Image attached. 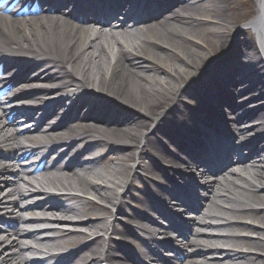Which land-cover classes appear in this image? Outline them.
<instances>
[{"label": "bare ground", "instance_id": "6f19581e", "mask_svg": "<svg viewBox=\"0 0 264 264\" xmlns=\"http://www.w3.org/2000/svg\"><path fill=\"white\" fill-rule=\"evenodd\" d=\"M85 1L93 3L95 0ZM165 1L163 0L164 5ZM177 1L178 6L181 7L180 11L168 12L166 14L168 17L164 20L158 18L145 21L143 22L145 28L141 30L136 22L130 25L127 22L128 19L135 21L134 13L126 14L124 19H120L121 16H114L117 22H110L114 29L110 34H107L106 29H96L95 32L90 25L81 24L79 18L82 16L78 9L82 8L80 5L77 6V10L59 8L56 13L42 12L32 16H19L14 14L20 6L18 3L10 13L0 12V52L9 51L18 54V57L12 62L17 68L26 66L34 68L32 74L23 73L7 78L6 83H10L12 91L16 88L26 89L36 82L41 83L38 86L40 91H46L49 85L62 88L70 83H73L70 90H73L77 85L88 87L93 84L99 91L98 94H92L90 91L85 94L80 91L74 92L68 100L54 103V110L50 109V112L63 111L62 113L70 120H84L80 131L74 125H71L69 129H63L73 121L51 123L48 120V123L44 121L45 125H38L33 128L34 130L24 133L16 129V126L20 124L21 118H18L17 114L21 113V109H18L10 117L11 111L7 107L8 104L4 105L0 100V158L12 157L11 160L14 164L19 165L17 166L19 168L11 167L14 164L10 165V162L0 161V188L2 185H9L7 194H18L16 199H6L5 193L2 194L0 189L2 196L0 205L10 207L12 204H17L19 207L21 199L28 200L33 196L29 193L31 191H23L18 184L22 181L32 184L35 181L40 187L51 184L52 186L79 188L76 190L86 193L92 191L91 193L96 194L107 203L108 207H105L103 211H110L109 207H113V211L116 210V207L120 208L119 212L115 214L116 216L111 218L115 219L112 223L108 218H101L100 215H94L95 217L99 216L96 218L97 220L83 217L102 209L90 206L91 204L85 199L75 197L76 200L72 202L56 204L57 197L47 196L46 201L33 204L36 209L27 210L31 213H37V210L48 211L55 215L54 218L57 221L52 222L54 223L51 225L52 229L50 227L47 231L22 230L24 227L20 222L26 219H30V223H42L49 220L39 216L35 219L25 218L24 213L21 212L24 211L23 209H20L21 211L12 210L11 219L13 220L7 221V223L18 238L12 240L8 246H4L1 237L4 233L0 232L2 233L0 234V264H41L43 262L41 259L34 260L26 257L25 252H30L34 248L30 249L32 245L22 244V240L25 238L35 240L38 246L49 248L60 244L61 239L70 235L81 238L88 234L86 230L94 229V233L98 232L97 234H99V230L105 232V236H101L102 240L100 238L96 243H93V247H91L94 248L93 253L90 256L84 255L81 259L73 257L74 264H95L103 257L108 258L113 264H121L126 261L132 252L129 248L126 249V245L122 241H116L112 237L114 228L120 230V227L124 226L125 230L122 232L127 234L130 228L143 225L150 231L149 240L155 241L153 239L155 237L153 220L150 217V220L145 219L148 216L144 213H141L142 216H140L143 220L135 218L136 209L131 208V204L124 201L126 198H133L134 201H137L140 195L133 196V192H130L129 189L120 194L121 186H123L121 175L128 168L127 165H116L112 168L114 171L112 174L111 170L99 167L100 158L94 157L78 164H69L63 161L54 164L45 163L38 173L35 172L37 167L27 166L24 158H20V154H17L13 147L7 148V146L16 144L15 148H22L21 139L23 137L40 143L46 137L59 138L64 130H68V133H71L70 137L83 138L79 139L82 142L87 141V147L100 142H108L115 146L113 151L116 152V155H125V159L134 160L138 170L145 171H143L146 175L144 180L148 183L153 178L157 191H162L161 188L165 180L159 179L156 172L149 173L147 171L144 167L146 166V157L153 159V154L156 155L154 157L158 163L156 168H162L170 174L169 182L176 181V177L183 173L180 164L182 161L176 151L186 154L192 152V147L186 140L181 139L182 134L191 140H196V145H203L200 140L204 128V120L201 119L203 116L196 111L193 115H189L183 112L185 106H180L182 99L193 94L200 95V97L205 95L207 99L217 95L215 101L207 100L203 110L208 116L217 114L226 123L225 130L228 132L232 131L227 119L214 102H219L222 97L232 100L236 105L232 107L236 109V112L230 114V117L234 118L232 123L245 121L240 125L241 133L245 134L248 144L253 147V149L252 147L248 148L251 149L249 155H253L250 160L257 162L254 179L243 173H238V179L244 185L230 181L221 184L223 186L221 189H219L220 187L216 188V185L217 190L210 186V191L207 190V197L212 203H216L215 205L219 209L227 213H233L235 216L253 214L259 216V222L262 223L251 225L247 222L243 223L244 221L239 218L220 217L222 226L228 228V232L232 233L235 228L247 225L259 231V234L257 237H245L237 234L215 236L208 233L203 235L204 231L195 230L193 242L196 243V240H199L198 236H204L203 240H206L207 243H197V246L202 244L204 250L197 249L189 252L190 257L187 262L188 264H264V163L262 162L264 158L259 154V149L264 150V62L257 52L254 42L249 39L243 43L242 39L234 41L235 37L241 36L245 29L237 26L240 12L235 13L230 10L236 8L232 4H240L242 0L239 3L235 0ZM110 2L115 10L121 12L123 16L126 0H110ZM163 2L161 3L163 4ZM257 3L258 7L254 11V16L247 24L248 27L254 28L258 32L264 50V0H257ZM155 4L158 5V2L155 1ZM238 6L240 5H237V9ZM91 18L101 17L94 15L88 19ZM102 19L105 22L110 20L107 17ZM207 25L217 27L214 32L217 41L207 38L209 33L205 35L203 32ZM128 37L137 39L138 43L130 45ZM115 45L120 48V55L112 60L111 52L113 51L114 54L116 51ZM216 54H221L222 57ZM249 56L251 57L250 61L247 60ZM3 57L8 58L4 54ZM240 58L241 60H239ZM237 61H239L238 64L235 63ZM216 68L218 70L214 72ZM5 69L7 68L5 67ZM235 72L236 75H239L240 83H235L232 80L235 76L231 73L235 74ZM203 76L206 79L202 80ZM215 79L220 82L225 80L234 83L240 96L236 97L222 88H218L216 91L210 90V83ZM249 83L252 84L251 87ZM226 85V83H222L223 87ZM87 94H89V99H83ZM86 109L88 112L84 113L83 110ZM23 116H26L27 119L31 118L29 113H24ZM158 116H162L160 120H158ZM150 117L153 121L158 120L157 124L160 123L154 127L151 134L147 133L151 124ZM110 120L121 122L122 125H114L116 123H111ZM180 123L191 127L190 131L180 128ZM164 126L174 128L176 135L170 134L169 137H163L164 140L159 141L161 146L159 147L153 141V133L160 132ZM232 133L230 134L232 135ZM196 136L198 139H195ZM166 142L168 147L165 145ZM118 144L124 145L126 148ZM2 146L7 148L6 152ZM147 150H151V154L145 152ZM257 153L259 155L255 156ZM199 156L202 157V154ZM7 175L13 177H6ZM107 175L112 178L115 176L119 181L114 178L112 183L115 185L110 186L111 177L104 180L102 185L96 179L108 178ZM200 175L205 176L203 172H200ZM125 180L128 181V177ZM235 187H241L244 190L237 193ZM248 190L253 194H247ZM38 196L46 195L43 193ZM120 199L123 201L116 206ZM23 206L24 204H20V207ZM200 212L202 211L200 210ZM203 216L209 218L212 214L204 213ZM58 221L59 223L56 224ZM144 221H148L149 224ZM203 223L204 226H215L209 221L204 220ZM119 232L117 231L116 235H119ZM219 239L233 246H217L216 243ZM243 245L251 246L256 250L245 249ZM214 252L221 253L224 258H216ZM142 253L148 256L147 251H142ZM196 258H200V260H196ZM143 264L148 263L144 262Z\"/></svg>", "mask_w": 264, "mask_h": 264}, {"label": "rangeland", "instance_id": "374dc122", "mask_svg": "<svg viewBox=\"0 0 264 264\" xmlns=\"http://www.w3.org/2000/svg\"><path fill=\"white\" fill-rule=\"evenodd\" d=\"M240 1L241 0H235V2H237V3H239ZM251 2H252V0H250V1L246 0V2H245V0H243V2L242 3L240 2V4H232V5H235L236 8L234 10L231 9L230 12H235V13L240 12V16H239V20L237 22L238 23L237 25H240V24L243 25V23L250 17L249 16L250 14H247V13H249L248 11L251 9L250 8L252 5ZM237 5H240V6H238V9H237ZM216 29H217V27H211L209 29L205 28L203 32L205 33V35H206V33H209L207 38L214 40V41H217V39L215 38L216 34L214 33ZM249 37H250V32H248L246 30V32L240 38L245 40V39H248ZM218 44H219V42H218ZM217 53H219V52L217 51ZM216 55H219V54H216ZM117 161L120 163L121 160H117ZM129 173H130V170H129ZM93 215H96V214H93ZM86 237L87 236L85 235V236H82L81 238H77L76 235H71L68 238L64 239L63 242H65V244L68 243V245L71 246V245H74L76 243H79L80 241H84L85 239H87Z\"/></svg>", "mask_w": 264, "mask_h": 264}, {"label": "snow or ice", "instance_id": "6c2138e0", "mask_svg": "<svg viewBox=\"0 0 264 264\" xmlns=\"http://www.w3.org/2000/svg\"><path fill=\"white\" fill-rule=\"evenodd\" d=\"M17 2H19V0H17Z\"/></svg>", "mask_w": 264, "mask_h": 264}]
</instances>
